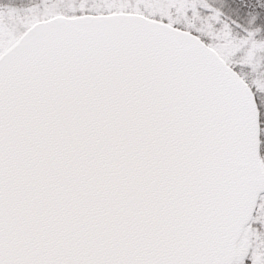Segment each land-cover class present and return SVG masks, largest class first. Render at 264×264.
I'll list each match as a JSON object with an SVG mask.
<instances>
[{
	"label": "snow or ice",
	"instance_id": "1",
	"mask_svg": "<svg viewBox=\"0 0 264 264\" xmlns=\"http://www.w3.org/2000/svg\"><path fill=\"white\" fill-rule=\"evenodd\" d=\"M0 264H264V0H0Z\"/></svg>",
	"mask_w": 264,
	"mask_h": 264
}]
</instances>
